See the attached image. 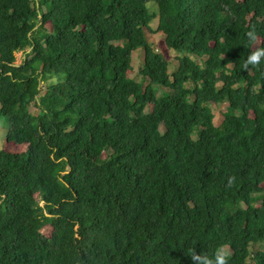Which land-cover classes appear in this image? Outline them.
Wrapping results in <instances>:
<instances>
[{"label": "trees", "instance_id": "16d2710c", "mask_svg": "<svg viewBox=\"0 0 264 264\" xmlns=\"http://www.w3.org/2000/svg\"><path fill=\"white\" fill-rule=\"evenodd\" d=\"M146 3L0 0V264H264V0Z\"/></svg>", "mask_w": 264, "mask_h": 264}, {"label": "rangeland", "instance_id": "374dc122", "mask_svg": "<svg viewBox=\"0 0 264 264\" xmlns=\"http://www.w3.org/2000/svg\"><path fill=\"white\" fill-rule=\"evenodd\" d=\"M146 4H147V7H148V10L150 12H152V10H153L152 0H147ZM147 40L156 49H158L159 51H161L164 55H166L168 57L171 65H172V63H174L172 61V59L177 53L175 51H173V50H168L165 47V44H164V41H163L164 40L163 36L160 33H147ZM22 59H23V52H16L15 53V64H19L22 61ZM142 61H143V53H142L141 49L135 50L132 53L131 65H132L133 69H132L131 72H129L130 76H132V77L136 76V72L141 67ZM224 108H225L224 105H220L219 107L214 106L212 108V113L214 115V117H213L214 125H219L221 123V121L223 119V116H222L221 112H222V110H224ZM6 129H7V124L1 122V120H0V148H6V150H17V151H19L21 149L20 146H16V145L11 144V143L5 144L4 136H5ZM159 129H160V131H163V127L162 126H160ZM263 246L264 245H262V246L257 245L256 247L264 249Z\"/></svg>", "mask_w": 264, "mask_h": 264}, {"label": "clouds", "instance_id": "9594fccd", "mask_svg": "<svg viewBox=\"0 0 264 264\" xmlns=\"http://www.w3.org/2000/svg\"><path fill=\"white\" fill-rule=\"evenodd\" d=\"M248 36L249 38H254L253 33L251 32L248 33ZM262 62H264V49H256L247 56L244 67L247 65L256 66ZM191 259L195 262V264H226L225 256L222 253L215 255L214 259L200 257L193 253L191 255Z\"/></svg>", "mask_w": 264, "mask_h": 264}]
</instances>
